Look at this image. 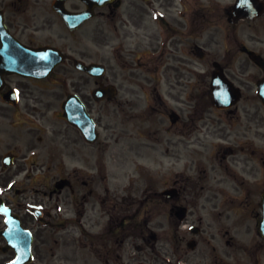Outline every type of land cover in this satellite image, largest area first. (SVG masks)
<instances>
[{
  "label": "flooded vegetation",
  "instance_id": "1",
  "mask_svg": "<svg viewBox=\"0 0 264 264\" xmlns=\"http://www.w3.org/2000/svg\"><path fill=\"white\" fill-rule=\"evenodd\" d=\"M25 47L65 60L8 72ZM263 200L264 0H0V264L23 229L29 264H264Z\"/></svg>",
  "mask_w": 264,
  "mask_h": 264
},
{
  "label": "rangeland",
  "instance_id": "2",
  "mask_svg": "<svg viewBox=\"0 0 264 264\" xmlns=\"http://www.w3.org/2000/svg\"><path fill=\"white\" fill-rule=\"evenodd\" d=\"M150 163L149 166H152V170H153V175H154V180H153V183L152 185L154 187H161V165H159V162L156 161L155 159L152 160L151 159V162H148ZM161 164V163H160ZM124 184H126V181H122Z\"/></svg>",
  "mask_w": 264,
  "mask_h": 264
},
{
  "label": "water",
  "instance_id": "3",
  "mask_svg": "<svg viewBox=\"0 0 264 264\" xmlns=\"http://www.w3.org/2000/svg\"><path fill=\"white\" fill-rule=\"evenodd\" d=\"M91 71H93L94 69H93V67H91V68H89ZM261 229H262V232L264 233V219L262 220V222H261ZM26 249H28V255H29V251H30V244L28 245V247L26 248ZM25 259V261L26 260H28V259H30V257L28 256V257H24Z\"/></svg>",
  "mask_w": 264,
  "mask_h": 264
}]
</instances>
